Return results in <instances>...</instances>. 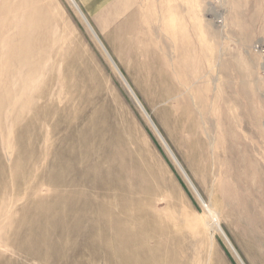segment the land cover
Segmentation results:
<instances>
[{
	"label": "rangeland",
	"instance_id": "1",
	"mask_svg": "<svg viewBox=\"0 0 264 264\" xmlns=\"http://www.w3.org/2000/svg\"><path fill=\"white\" fill-rule=\"evenodd\" d=\"M74 1L0 0V264H264V0Z\"/></svg>",
	"mask_w": 264,
	"mask_h": 264
},
{
	"label": "crops",
	"instance_id": "2",
	"mask_svg": "<svg viewBox=\"0 0 264 264\" xmlns=\"http://www.w3.org/2000/svg\"><path fill=\"white\" fill-rule=\"evenodd\" d=\"M100 33L116 20L126 18L128 26L134 29V35L141 31V0H77Z\"/></svg>",
	"mask_w": 264,
	"mask_h": 264
},
{
	"label": "water",
	"instance_id": "3",
	"mask_svg": "<svg viewBox=\"0 0 264 264\" xmlns=\"http://www.w3.org/2000/svg\"><path fill=\"white\" fill-rule=\"evenodd\" d=\"M86 24L88 25V27L90 28V30L93 32V34L95 35L96 39L98 40V42L102 45V47L104 48L106 54L109 56L110 60L112 61V63L116 66L115 62L113 61V59L111 58V56L108 54V52L106 51L104 45L101 43L100 39L98 38V36L96 35V33L94 32L92 26L90 25V23L86 20L85 21ZM116 69L118 70L120 76L122 77V79L126 82V84L128 85V87L131 89L130 85L128 84V82L126 81L125 77L123 76L122 72L118 69V67L116 66ZM137 98V97H136ZM138 100V99H137ZM140 103V102H139ZM142 106V105H141ZM143 108V106H142ZM144 112L146 113L147 117L149 118L150 122L153 124L154 128L156 129V131L158 132V134L161 136L162 140L164 141V143L166 144L168 150L171 152V154L173 155L174 159L176 160V162L178 163V159L176 158V156L174 155V153L172 152L171 148L169 147V145L166 143V141L164 140V138L162 137V135L160 134L159 130L157 129V127L155 126L154 122L152 121V119L150 118V115H148L147 111L143 108ZM179 164V163H178ZM181 167V166H180ZM182 168V167H181ZM183 170V168H182ZM184 171V170H183ZM244 263V262H243ZM245 264V263H244Z\"/></svg>",
	"mask_w": 264,
	"mask_h": 264
},
{
	"label": "bare ground",
	"instance_id": "4",
	"mask_svg": "<svg viewBox=\"0 0 264 264\" xmlns=\"http://www.w3.org/2000/svg\"><path fill=\"white\" fill-rule=\"evenodd\" d=\"M72 2L76 5V2L74 0H72ZM75 7V6H74ZM78 7V6H77ZM79 8V7H78ZM81 11V10H80ZM84 16V15H83Z\"/></svg>",
	"mask_w": 264,
	"mask_h": 264
}]
</instances>
